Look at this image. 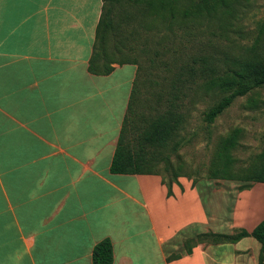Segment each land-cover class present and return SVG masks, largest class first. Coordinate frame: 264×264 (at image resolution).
<instances>
[{"label":"crops","instance_id":"crops-1","mask_svg":"<svg viewBox=\"0 0 264 264\" xmlns=\"http://www.w3.org/2000/svg\"><path fill=\"white\" fill-rule=\"evenodd\" d=\"M105 0H0V264H259L261 243L185 240L264 220V183L110 170L135 64L88 70ZM205 189L207 193H203ZM226 244H232L227 248Z\"/></svg>","mask_w":264,"mask_h":264},{"label":"trees","instance_id":"trees-1","mask_svg":"<svg viewBox=\"0 0 264 264\" xmlns=\"http://www.w3.org/2000/svg\"><path fill=\"white\" fill-rule=\"evenodd\" d=\"M249 0H142L143 15H154L158 19V30L161 24H167L168 29L173 24H182L189 20H200L203 17H215L219 13L234 17L239 8ZM138 3L139 0H136ZM125 0H105L102 13L96 29L93 53L88 70L96 75H107L114 70V64H135L137 74L134 80L132 95L128 110L123 121L120 136L116 145L110 170L115 174H155L162 177V183L168 187V195H173L172 186L179 177L189 176L182 170V165L176 167L172 154L178 153L183 141L179 135L187 122V113L181 110L179 97L175 91L178 82H185L190 77L204 78V88L208 93L219 91L221 96L204 114V120L212 124L228 109L233 102L258 88L264 87V58L254 55L235 64L233 68L220 72L206 56L194 57L192 64L181 65L169 83L171 89L155 90L145 99L156 95L155 102L143 101V76L145 66L139 58L131 57L126 52H149V48L140 47V31L138 28L128 30L127 26L139 21V15L129 12L118 13ZM131 19L132 22H128ZM148 28H152L147 25ZM166 34L158 38V48L154 52H162L161 46L167 40ZM140 50V51H138ZM255 47L248 52H254ZM154 63V60H151ZM197 63H200L197 66ZM167 81V80H166ZM168 97L163 99L165 93ZM163 102V103H161ZM164 108L158 112V104ZM151 108L149 113L146 109ZM156 111V113H154ZM184 111V112H183ZM240 128H235L223 141L217 156L209 169V177L204 179L237 180L242 183L241 189L251 187L254 183H264V153L262 160L247 169L235 171V158L232 150L238 145ZM178 138V139H177ZM163 161L162 173L159 162ZM192 179V178H190ZM200 179H193L197 183ZM245 181V182H244ZM253 236L261 243L259 264H264V220L252 232L238 229L234 233L207 231L196 237L185 240L186 252L191 253L192 247L199 244L236 243L244 237ZM181 257L173 254L168 260ZM114 249L110 239L100 241L93 250L94 264H113Z\"/></svg>","mask_w":264,"mask_h":264},{"label":"rangeland","instance_id":"rangeland-1","mask_svg":"<svg viewBox=\"0 0 264 264\" xmlns=\"http://www.w3.org/2000/svg\"><path fill=\"white\" fill-rule=\"evenodd\" d=\"M142 0H125L118 13L129 12L139 15V21L128 25V30L138 28L140 31V47L149 48V52H126L131 57L139 58L145 66L143 76V101L155 102L156 95L145 99L149 93L170 90L173 73L181 65L192 64L194 57L206 56L220 72L233 68L241 60L258 55L264 58V0H249L239 8L234 17L219 13L215 17L189 20L182 24H161L158 30V19L154 15H143ZM128 22H132L131 19ZM149 25L152 28H148ZM166 34L168 39L161 46L162 52H154L158 48V38ZM255 47L254 52H248ZM140 51V50H138ZM151 60L155 62L152 63ZM200 63H197L199 66ZM204 78L190 77L185 82H178L175 89L182 105L181 110L187 114V122L179 135L183 141L178 153L172 154L171 161L192 179L205 186L204 178L209 177V169L217 156L221 142L235 128L241 129L238 145L232 150L235 158V171L247 169L262 160L264 153V87L258 88L245 96L238 97L233 104L221 114L214 123L204 120L205 111L221 96L219 91L208 93L204 88ZM167 80V81H166ZM166 92L163 99L168 97ZM163 103V102H161ZM158 104L160 112L164 106ZM151 108L146 109L149 113ZM183 111V112H184ZM156 113V111H154ZM177 138V139H178ZM264 160V158H263ZM164 162L159 168L165 173ZM245 182V181H244ZM202 189L203 193H207ZM220 232L231 233L226 226ZM231 248L232 244H226ZM186 246H180L174 254L186 253Z\"/></svg>","mask_w":264,"mask_h":264}]
</instances>
